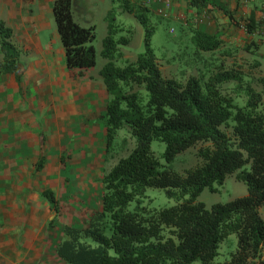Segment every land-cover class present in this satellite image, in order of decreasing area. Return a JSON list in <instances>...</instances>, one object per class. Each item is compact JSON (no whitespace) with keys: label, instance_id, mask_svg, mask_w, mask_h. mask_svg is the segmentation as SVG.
Listing matches in <instances>:
<instances>
[{"label":"trees","instance_id":"16d2710c","mask_svg":"<svg viewBox=\"0 0 264 264\" xmlns=\"http://www.w3.org/2000/svg\"><path fill=\"white\" fill-rule=\"evenodd\" d=\"M120 2L123 12L133 14L141 24L145 50L134 61L117 65L115 61L123 57L121 46L131 39L117 38L118 26L110 22L101 50L107 62L100 70L109 97L106 151L110 153L118 131L126 125L136 144L105 172L100 207L88 224L63 226L57 257L64 264H264V219L260 212L264 206V88L257 90L252 82L245 83L242 71L204 57V52L218 50L224 37L194 27L192 52L188 54L203 67L185 81L165 77L152 47L155 27L150 25L149 8L128 0ZM250 3L248 15L240 13L239 2L224 14L230 24L249 34L244 40L249 41L248 47H258L254 34L261 31L263 21L256 15L255 0ZM72 4V0H55L53 15L67 67L77 69L81 76L96 65V26L78 23ZM188 5L199 13L218 6L213 0H189ZM259 8L262 12L263 4ZM111 18L115 16L111 14ZM12 38L13 30L0 19V72L15 73L20 80L21 51ZM243 96L246 103L240 106L236 98ZM155 139L166 144L163 155L168 162L191 147L210 145L200 147V164L181 173L161 163L151 148ZM127 143L124 138L123 146ZM45 161V155H40L36 169L43 170ZM247 164L250 169L245 168ZM232 174L246 184L245 196L210 208L197 200L205 189L217 190L215 183L223 184ZM147 187L165 189L177 204L154 211L138 204L130 210L129 204L139 202ZM43 197L58 213L55 192L45 189ZM233 233L238 240L236 251L225 262L215 263L220 243Z\"/></svg>","mask_w":264,"mask_h":264},{"label":"crops","instance_id":"0c3cea01","mask_svg":"<svg viewBox=\"0 0 264 264\" xmlns=\"http://www.w3.org/2000/svg\"><path fill=\"white\" fill-rule=\"evenodd\" d=\"M54 1L0 0V19L13 30L12 40L21 51L22 67L20 80L15 73L0 72V264H64L56 255L63 226H86L90 212L100 207L101 200L88 198L102 194V190L101 194L92 190L99 188L93 175L100 171L98 165L103 160L108 92L100 75L102 67L95 65L81 76L77 69L67 67L53 15ZM117 1L119 12L127 13L123 12L121 0H72L74 17L76 13L82 15L81 10L88 9L89 4L96 8ZM128 1L148 7L151 15L169 17L181 25L185 22L184 13L189 16L199 13L188 5L189 0ZM240 1L226 0L232 9ZM252 1L240 3L241 14ZM255 3L256 15L260 16L259 6L263 4L264 8V0ZM208 13V18L214 20L210 18L200 30L220 36L211 27L219 17L220 22H228L225 25L228 34L235 35V25L229 23L230 19L221 14L218 6ZM206 18L200 21L203 23ZM254 35L260 47H264V22L261 31ZM248 36L244 33L245 39ZM242 39L234 36L231 42ZM2 59L1 53L0 62ZM43 154L46 161L39 171L36 164ZM67 154L84 161L67 162ZM70 163L77 167H71L70 171ZM56 170L59 177H53V181H60L62 175L63 181L69 179L59 191L55 182L35 180L38 174H54ZM48 188L59 201L58 213L43 197Z\"/></svg>","mask_w":264,"mask_h":264},{"label":"rangeland","instance_id":"374dc122","mask_svg":"<svg viewBox=\"0 0 264 264\" xmlns=\"http://www.w3.org/2000/svg\"><path fill=\"white\" fill-rule=\"evenodd\" d=\"M242 1L245 2V0H241L239 3H241ZM217 3L221 14H224L229 4L226 2V0H220ZM118 5V1L115 3L109 2L106 5L101 4L100 7L96 8L89 4L88 9H85V7H83V10H81L82 15L79 16L78 13H76L75 19L81 25L89 26L90 24H92L96 26V38L93 41V45L95 46L97 52V68L102 67L107 62V59H105L101 55V50L103 48V39L107 35L108 26L110 22L118 26V31L116 35L117 38H120L121 36H126L131 39L128 45L121 46L123 51V57L115 61L117 65L124 66L128 61H134L137 55L145 50L144 40H142V35L144 36V30L141 24L131 13L121 14L119 12ZM249 9V7H245L242 13H244V15H248ZM108 11H110V15L109 13L106 14ZM262 12L263 13L262 15H260V20L264 22V10ZM111 14L115 16V19L111 18ZM183 15V19L185 21L183 25H181V23L176 21L175 19L160 15L158 16L149 14V19L150 25L155 27V33L152 36V47L155 50V53L157 55V61L164 76L169 78L174 77L185 81L189 75L196 74L198 72V67H203V63L201 61L193 62L192 56L188 54L192 52L190 44L192 28H199L200 26L205 27V25H208V20H210L211 17H207V20L202 23L200 19L203 18L202 20H205L203 13H196L192 16H189L186 13H184ZM211 19L214 20L213 17ZM219 19L220 18L218 17V22L213 21L214 26L211 27L216 29V32L219 33L220 36L224 37V42L222 46L215 52H204V57L211 59L213 58L214 60L217 59L219 62H223V65L226 68H235L236 70L242 71L244 76H246V78L244 77L245 83L252 82L253 87H255L257 90H262L264 88V56H262V54H264V47L261 48L259 45V40L256 39L255 41L257 42L258 47L254 46L253 44L248 47L247 42L249 41L247 40V42H245L246 40L244 38L243 29L235 25V35L232 33L228 34L229 29H225V25H227V22H220ZM234 36H242L243 39L240 40L241 42H231V37L234 38ZM59 45H63L60 36ZM257 61H261L262 63L260 62V64H257ZM27 80L28 79H26V81ZM144 94L146 102V100L148 99V95L145 92ZM236 101L240 106H243L246 103V97H238L236 98ZM226 130L230 134H232L231 129L228 128ZM104 135L105 136L103 140V160L100 165H98L100 171L97 173L94 172L93 175L96 178L94 184L98 185L99 187L96 188L97 191L94 187V189L92 190L94 194H96L97 192L99 194L100 191L103 189L101 179L103 178L105 172L109 171L121 157L128 155L130 150H132L136 144L135 138L132 135L131 128L126 125L118 131L113 145L109 149L110 153H107L105 143L106 133ZM124 138H127L128 143L127 145L123 146ZM209 145V143H206L191 147L179 153L172 162H168L163 155L166 150V144L163 141L156 139L153 140L151 143V148L154 153L159 157L161 163L164 166H170L176 171L184 173L187 169L195 167L196 165L202 162L201 157L198 156V151L200 147H205ZM65 160L67 162L84 161L82 158L80 161L77 157L75 159H72L71 154H69L68 157H65ZM71 167L72 169H74L77 166L73 165V163H70V171ZM245 168L250 169V164H247ZM57 171L58 170H56L54 174L47 172L41 175L38 174L35 180H38L43 183L48 181L50 183L55 182V187L57 191H59V189H62L63 182L66 183L69 181V179L63 181L62 175L60 181H53V177H59ZM75 174L73 175V177H75ZM214 186L217 190L211 191L207 188L199 195L197 199L198 201L205 203L208 208H210L213 204L216 203H225L235 198L245 196L248 192L246 184L243 181L238 180L235 174L229 175L223 184L215 183ZM99 196H91L88 199L95 200V198H97V201H99L101 197ZM138 204L154 211L155 209L158 210L161 208L174 206L177 204V200L168 197L166 194V190L163 188L147 187L145 189V195L141 198V200L139 202L138 200H134L129 204L128 208L130 210H134L138 206ZM87 209H89V207ZM261 209V215L264 219V206H262ZM94 210L95 208L93 209V211H87H91L90 213L92 214ZM237 242V235L235 233L225 238L220 243L219 255L214 259V262L221 263L229 259L231 253L236 251L237 249ZM192 264H200V261H195Z\"/></svg>","mask_w":264,"mask_h":264},{"label":"built area","instance_id":"2783aa9c","mask_svg":"<svg viewBox=\"0 0 264 264\" xmlns=\"http://www.w3.org/2000/svg\"><path fill=\"white\" fill-rule=\"evenodd\" d=\"M166 6L169 7V6H170V2H168V3L166 4ZM202 13L204 14V17H205L206 15H208V13H207L206 10H204ZM201 19H203V18H201Z\"/></svg>","mask_w":264,"mask_h":264}]
</instances>
